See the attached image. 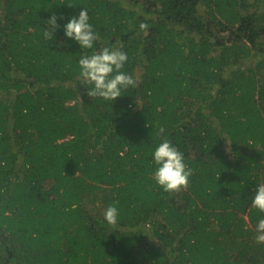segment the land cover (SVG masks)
<instances>
[{
  "label": "trees",
  "instance_id": "trees-1",
  "mask_svg": "<svg viewBox=\"0 0 264 264\" xmlns=\"http://www.w3.org/2000/svg\"><path fill=\"white\" fill-rule=\"evenodd\" d=\"M84 7L96 49L129 55L136 84L113 102L87 94L76 42L43 35ZM262 7L0 0V264H264L250 225L264 216L250 196L264 183ZM160 127L193 170L179 191L152 179Z\"/></svg>",
  "mask_w": 264,
  "mask_h": 264
},
{
  "label": "clouds",
  "instance_id": "clouds-1",
  "mask_svg": "<svg viewBox=\"0 0 264 264\" xmlns=\"http://www.w3.org/2000/svg\"><path fill=\"white\" fill-rule=\"evenodd\" d=\"M62 18L53 14L47 19L44 38L51 39L56 36L57 29H62L65 37L79 45L83 54L77 60L78 74L82 77V82L89 85L87 94L90 97L113 102L126 88L136 84L134 76L125 70L129 60L127 51L112 45L96 49L99 34L90 22L87 7L80 9L78 14H68L67 22L63 25L58 22ZM140 27L145 28L146 25L141 24ZM58 43L65 45L69 41L60 40ZM158 135L159 141L150 149L152 179L165 192L188 187L193 170L186 161L184 152L167 137L163 127H160ZM250 196L252 207L264 213V183H257ZM103 218L108 225L115 226L119 223L121 210L118 202L114 201L104 209ZM254 232L256 242L264 243V216L258 218Z\"/></svg>",
  "mask_w": 264,
  "mask_h": 264
},
{
  "label": "rangeland",
  "instance_id": "rangeland-1",
  "mask_svg": "<svg viewBox=\"0 0 264 264\" xmlns=\"http://www.w3.org/2000/svg\"><path fill=\"white\" fill-rule=\"evenodd\" d=\"M255 8H253L254 10ZM256 10V9H255ZM259 12H263L264 11V8L262 7L261 9L258 10ZM251 226H253L255 228V223H251L250 224Z\"/></svg>",
  "mask_w": 264,
  "mask_h": 264
}]
</instances>
